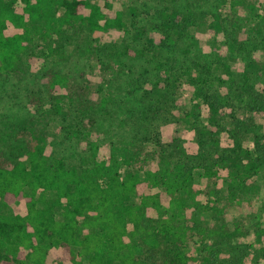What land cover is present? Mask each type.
Masks as SVG:
<instances>
[{"label":"trees","instance_id":"1","mask_svg":"<svg viewBox=\"0 0 264 264\" xmlns=\"http://www.w3.org/2000/svg\"><path fill=\"white\" fill-rule=\"evenodd\" d=\"M119 1L0 0V74L23 76L28 68L23 57L32 55L36 39L46 43L69 31L90 43L100 42L110 31L132 28L136 44L128 47L130 52L153 56L159 47L155 37L147 35L142 43L146 27L139 24L137 10L132 6L126 16L125 9L116 5ZM167 17L165 34L175 44L182 33L178 25L171 28L181 23V15L175 10ZM185 21L186 16L184 37L190 29ZM216 25L220 27L218 21ZM42 82L60 110L62 101L91 106L93 93L100 92L95 81L80 82L59 69H48ZM198 89L206 94L204 87ZM101 99L106 104V96ZM32 101L40 107L43 97L34 93ZM209 103L210 125H198L195 107L184 112V124L199 134L192 154L185 141L184 146L176 143L171 152L170 145L158 139L156 149L145 151L142 145L127 148L103 143L89 128L96 122L89 114L80 132L90 151L83 155L81 166H68L65 157L57 155L47 138L34 130L24 159L13 160L0 150V254L6 252L4 264H46L53 247H62L74 264H210L212 256L219 254L216 240L236 236L240 227L231 229L226 217L233 197L224 207L203 204V198L214 197L217 202L219 196H215L226 182L251 190L256 182L253 178L264 175V158H253L250 149L243 147V139L235 138L216 153L221 139L214 128L227 116L223 117L213 100ZM260 110H255L256 117L261 116ZM263 127L264 121L257 122L253 116L232 122L229 132L238 130L241 138H253L258 149L264 145V134L258 131ZM215 154L218 164L205 163ZM21 203L24 213L3 209ZM199 207L210 212L208 228L192 224L188 217L189 210L195 212ZM255 232L260 241L257 238L264 236V227L259 225Z\"/></svg>","mask_w":264,"mask_h":264},{"label":"rangeland","instance_id":"2","mask_svg":"<svg viewBox=\"0 0 264 264\" xmlns=\"http://www.w3.org/2000/svg\"><path fill=\"white\" fill-rule=\"evenodd\" d=\"M116 5L125 9L126 16L135 7L139 24L146 27L142 43L150 35L159 45L154 55L139 57L130 52L128 47L136 44L132 28L105 33L100 42L89 43L73 31L46 43L36 39L32 55L23 57L28 66L23 76L0 74V150L4 155L24 159L34 130L47 138L57 155L65 157L68 166H81L83 155L90 151L80 132L88 114L96 121L89 128L103 143L127 148L142 145L145 151L156 149L158 139L170 145L171 152L176 143L184 146L185 141L192 154L199 134L184 124V112L195 107L198 125H210L211 99L223 117L227 116L214 128L221 139L215 152L226 149L227 140L243 139V147L262 161L264 145L257 149L253 138L245 140L238 130L229 132V128L232 122L253 116L257 122L264 121V0H121ZM175 10L181 23L175 22L171 31L178 25L182 36L172 44L164 25ZM184 16L190 25L185 37ZM51 68L73 74L80 82L91 79L98 83L100 92L93 93V104L62 101L64 105L58 109L42 82ZM188 80L192 83L187 84ZM203 87L206 94L199 92ZM34 93L43 97L40 107L32 101ZM104 96L106 104L102 103ZM259 107L261 116L256 117ZM258 131L264 134V127ZM217 160V154L209 155L205 163L212 166ZM253 179L258 184L251 190L226 182L215 196H219L217 202L214 197L203 198V204L224 207L233 197L226 217L231 229L240 227L236 236L216 240L219 254L212 256L210 264H264V236L256 240L255 232L259 225L264 227V175ZM3 209L25 212L23 203ZM209 213L199 207L195 212L189 210L188 217L192 224L208 228ZM5 253L0 254V264L7 261ZM46 264L74 263L62 247H53Z\"/></svg>","mask_w":264,"mask_h":264}]
</instances>
